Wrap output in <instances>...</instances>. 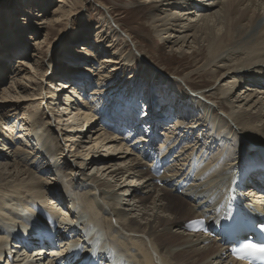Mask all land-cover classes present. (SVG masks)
<instances>
[{
    "label": "bare ground",
    "instance_id": "1",
    "mask_svg": "<svg viewBox=\"0 0 264 264\" xmlns=\"http://www.w3.org/2000/svg\"><path fill=\"white\" fill-rule=\"evenodd\" d=\"M208 1L209 3L206 4V6L203 5L204 0H146L144 2L148 5H155L157 9L159 6H163L164 8H167V11L171 7L173 10L184 8V6L188 8L185 10H177L170 15L163 16L162 18V15L153 14L152 24L155 25L158 32H165L168 35H166V40H168L169 43L176 38L173 36L174 33H179L181 30L184 31L185 29L183 34H188L183 41H181V48L186 44L188 45L191 41V46L193 45L195 48H198V50H194L197 51V53L202 54V52L204 53V51L207 50L208 54L204 59L205 62L198 71L203 72L205 75H207V73L211 74L215 82H218V80L224 77H230V80L226 85L215 89V92H218L220 96L223 97L222 99H227L229 96H232L233 92L241 87L245 80H249L252 83H260V85L264 86V12L261 14L262 10L264 11V0H251L249 3L248 0H228L227 4H225L223 0ZM71 3L74 4L71 6V9H68L67 11V7ZM87 3V0L84 2H79V0H59L58 5L54 8L55 11L51 14L52 17L43 19L44 21L40 22L38 25L44 26L46 24L45 29L47 31L49 28L55 30L57 26L63 25L64 21L69 22L71 17L76 15V8L81 5L82 7L86 6ZM41 7L42 6H40V8ZM196 8L200 10L196 12V19H193L192 16V18H190L193 20H189L187 23V19H184V17L187 16L188 18L192 14L194 15L195 12L191 11V9ZM210 11H214V13H209ZM209 19L215 21L214 25L211 26L210 23H204ZM220 26L227 29L222 35L216 33L217 28ZM48 37L49 34H46L44 39L36 40L35 53L32 55L27 54V45H19L17 44L18 42L15 43V45H18L15 46L17 49L16 53H21L23 58L17 60V67L9 75V81H12L10 83L11 87H8L6 90H3L2 88L0 91V122H7L4 123V129L10 133L8 134L4 130H0V141L2 143L0 146L7 149V147L4 146L5 144H9L7 145L8 147H10V144H14L11 145L13 148L14 146H20L24 142L27 143V146L21 147H25L28 150L24 151L22 149V151L21 148L19 149L18 153L22 154L23 157L13 166L16 169L22 168L23 170L18 171L20 173L24 172V175H28V180H30V182L38 179L36 178V173L53 174L58 168L61 170L64 169L59 166V163L56 166L48 164L53 167L49 170V166H45L40 160L41 158L43 160V156L40 157L41 152H39L38 147H46V131H43V125L39 124L41 119L39 114L41 107H34L36 108L35 114L28 110L21 115L22 107L24 103H26L24 100L28 98L34 97L29 99V102L31 103L40 102L41 100H43V104L45 103L46 99H43V95L41 96L40 94H37L41 89H38L40 86L36 75L43 77L46 76V74L43 73V70H45L47 74L52 70L53 73L51 77H54V75L62 76V74H64L65 77L64 82H59L62 88L61 90H66L64 94L65 103H62V105L57 107V98H54V91H51L48 98L54 99L47 104L50 107L49 109L51 112H56L58 114V108L65 110L61 113L67 115L61 116L62 118H60V120L64 119L63 122L68 124L71 123L70 125H67L66 133L68 135H66V142H72L70 147H72L73 152H76L77 149H74L75 142H77L76 138H80L79 135H81L84 127L92 124V126H94L96 124L94 123L95 121L105 125V128L107 127L106 130L108 129L110 132L112 131L114 136L109 133L100 134V132L104 130L103 128L92 130V133H94L92 138L95 135L96 138L91 142H94L95 146L88 149L87 152L94 153L95 147L102 143H106V145L104 144V148L107 146L108 151L113 153L118 151L117 156L114 159H111L113 157H109L111 160L110 163H103L101 157L100 159H95L94 156L90 157V159H92L91 164L102 166L103 170L105 169V171H109L107 177L115 182L114 185H112V181H102L101 179L93 177L92 180H89L90 182H85L81 179H78V181L73 180L72 183L75 184L74 187H76V190L82 194V201L85 203L87 200L89 201L86 205L87 208L83 207L81 198L77 195L76 190L73 189L74 187H67L62 190L49 187L45 191L40 192V194L37 193L40 198L46 196L45 193L49 195L53 200V205L58 204L59 208H45L42 204H39L32 199L30 201V198L25 204H23L22 201L19 203V200L11 199L12 196L10 198L9 196L6 197L8 199L3 201V197H5V194L2 191L4 190L2 189L3 185L4 183L10 185L11 181H14L13 179H15V176L11 170L7 169L6 165L4 166L3 163L0 162V197L4 194V196L0 198V264H35V262L41 264L40 262L43 260L42 258L35 260L33 263L31 262L30 256L27 258L26 256L28 255H25V252L22 250L21 252L15 251L17 253L16 257L21 256L20 258L11 259L9 261L7 255L4 254L6 252H3V247L14 243L15 239L19 236L28 238L30 232H32L35 227L50 228V226L55 228V233L61 241L62 250L56 252L51 249L47 253L45 252L43 256L48 254V256L50 255L53 258H62L66 264H74L75 261L78 260L77 254H80L84 259L88 258L87 264H90V262H100L101 264H238L229 259V245L222 246L219 244L218 237L214 238L213 241L209 243V235L203 237L201 234H189L183 230V226L186 222L198 219H206L211 226L217 223L228 207L227 201L232 197L231 192L234 188H237L236 195L239 196L240 201L245 203L244 205L249 206L252 205V192L264 190V186H262L259 181V179L264 180V150L261 149V151L255 152L258 148H264V115L262 114V111L264 110V91L261 92L262 89L264 90V87L260 88L261 90L252 86L242 88L245 92L243 93L242 90L241 92L244 95L247 94L245 97L246 100H241V97L238 96L236 102L239 103L240 107L243 104L244 107L250 111H244L243 113L239 112L235 115L234 110L230 117L231 122L240 131H256L260 130L259 128L261 127L259 132L263 135L262 138H258L252 133V135L249 136V140L246 141V143H253L258 147L254 151H251L253 148H247L248 153L254 152L256 157L242 155L240 149L237 151L235 148L236 150L231 152L228 151V158L231 161H227V158L223 161L222 159L225 158V154H223L221 157L217 156L211 163L209 162L208 165L211 166L218 160H220L219 164L222 163L224 165L221 164L222 166H219V164H216L219 167L215 166L214 168L208 169L204 167V169H206L204 170L202 166L204 158L201 156L202 154L200 155L201 151L198 150L199 153L196 151L197 146L199 145V140H194L193 144L196 145L194 146L196 150L191 148L190 150L193 149L191 151L192 154L187 156L184 152L187 143H184L183 140L180 139L181 137L176 138L177 133L180 132L179 136H181V133L184 135L185 131H188L186 134H190L191 136V132L193 131H191L189 127L185 128L189 118H193L194 122L197 121V123H201L202 121L200 122L199 119H196L195 113L192 115L190 112H186V110L184 111L183 108L185 107H179V105L172 100L173 97L171 96V93L166 91V89L164 90L162 86L160 89L162 90V97L165 98H156L155 95L152 94V96H149V100L151 101L152 99L157 106H162L163 109H168L170 107L172 113L182 119L181 121H183V123L180 125L178 123L176 124V122H174L175 124L171 123L173 121H164V114L168 115V111H162L163 109L161 110L163 113L161 115L147 113L142 115L140 112H137L132 108H117L115 105L117 104L116 102L105 110L103 115L104 118L101 116L103 119L99 120L96 119L97 114H95V112L93 114L92 109L89 108V102L82 100L80 97H77L78 99H81L80 104L86 106L88 112H86V114L82 113L79 106H76V109L67 112L69 106L68 102L74 103L75 99L73 101L71 99L75 98L76 92L79 96L80 94H83V92H86L88 90H86L88 83L87 80H77L75 79L76 77L73 79L72 76L68 77L63 73V70L64 72L69 73L67 72V68L60 67L58 69V67H54L51 62L45 64V59H47L48 56L43 52L42 48L47 43ZM175 43L177 45L179 42ZM95 49L98 50L97 52H100L104 48L96 47ZM12 53L13 52L11 51L0 57V80L2 79V70L6 65L3 60L10 58ZM140 55L145 63H149V59L143 57L144 54ZM26 59H28V61H26ZM109 62L110 63L103 61L100 68L105 69V71L112 69L110 74H108V71L106 72L110 77V81L114 84L113 87L118 88L117 83L120 74H115L117 77L112 74V72L115 73L118 71V66H116L118 65L117 60ZM107 64H113V66L110 67ZM218 64H223L224 68L221 69V67H218L219 69L217 71L214 73L211 72L210 70L217 67ZM31 68L34 72L30 71ZM99 73L103 72L99 70ZM39 80L41 81V79ZM25 81L31 83L32 86L27 87L24 83ZM77 82H82V85L77 86L75 84ZM185 83L188 85L186 80ZM51 88L54 90L57 88V84L51 82ZM170 88H173V91L176 92L179 87L176 84H171ZM31 90L35 93L33 96L29 93ZM109 90L112 91L114 88H110ZM254 90H256V92L260 90L259 92L262 93L263 98L259 99L261 93L254 94V92H252ZM116 91L118 90H114L113 92ZM212 91H209L208 93L206 91L205 93L200 92L199 95L207 100L213 101L216 94L215 92L211 93ZM166 98L171 100L167 101ZM235 99L236 98L233 97V101H235ZM150 101L148 104L151 105L152 101ZM101 102L102 101H99V106L97 104L98 107L102 106ZM222 104L223 103L219 104L221 110L224 107ZM54 105L55 107H53ZM203 106L204 105H201L200 102L194 104L195 110L197 108H202ZM177 109H181V112H178ZM210 111L211 109L208 112ZM252 111H255V113H251ZM43 115L44 114H42V116ZM82 115H84V117H81ZM19 116H21V121L19 120ZM168 117L170 116L168 115ZM79 121L82 122L81 125H79ZM158 121L160 123H158ZM165 123L167 124L165 125L167 127L163 130L167 132V138L159 147H157L156 143L158 138L155 135V131L164 126ZM48 124H51L49 120H47L45 125ZM205 128V124L199 126V130H204ZM126 129L131 130L125 132ZM208 131H210V129ZM151 132H154V136L148 139V134H151ZM221 133L223 135V132H219L217 133L218 137H214L213 140H220L221 145L224 147L227 140L224 138V140L219 139ZM137 134L139 137H137ZM104 137L106 138L103 139ZM195 137L196 135H194L193 138ZM170 138H173V140L170 141ZM209 139H211V137H209ZM243 141L244 140L236 138V144L238 146L235 144V147H241ZM181 142L184 144L182 143V147H179ZM189 146L190 145H188V147ZM47 149L48 155L50 156L52 154L53 157L51 149L48 147ZM130 149L131 151L129 153ZM209 149L211 148L209 147ZM229 150L231 149L229 148ZM2 152L0 151V158ZM132 152L136 153L137 156L134 154L132 155ZM88 153L84 156L89 157L90 154ZM157 153L161 154L160 158L162 161L167 159V157L170 159L166 169L167 173L161 179L165 181L164 183H173V186L171 190H168V193L161 195L163 197L158 195L153 198L150 193L152 192L151 190L154 186L155 178L150 175V171L153 167V160L159 158ZM58 155L59 154H56L55 157ZM82 160L85 161V159ZM205 161L206 160L204 159V162ZM126 163H129L128 167L125 166ZM228 163H230V165L228 168H225V165ZM119 164L123 166H119L116 169L115 167ZM81 166L85 165L81 164ZM145 166L147 167L146 170H144ZM79 168L73 166L69 167L71 174L74 173V177H76L77 173H80L81 168ZM246 169H253V171L243 182V185H240L237 179L242 177V172L244 170L246 171ZM77 170L79 171L77 172ZM120 180H124V183L130 181L128 182L130 184H125L123 186L119 185ZM203 180L207 181H205V185L202 182ZM17 181H19V179L16 178L15 182ZM136 184L141 186L140 189L142 191L141 193L145 196L144 198L138 197V191L135 190V186H137ZM187 184L189 185L188 188L191 186H201L203 184L202 187H207V189H195L194 193L190 195L186 188ZM181 185H183L181 196H178L176 193L179 191ZM31 186L33 187L34 185H30V187L27 186L26 190L28 189L27 191H31ZM38 186L41 185L37 183L35 188H39ZM117 186H119L118 189L116 188ZM243 186L244 189L242 190L241 187ZM40 188H44V185L42 184V187ZM49 189H53L54 193H48V191L51 192ZM193 189L189 193H191ZM116 190L121 191V193L125 195L132 192L131 201L137 199L136 203L139 205V207L134 205L133 207L138 208V211L142 214L141 219L146 221V223L140 222L138 217H128L129 214H126V210L122 208V202L118 199L120 197L117 196V192L113 194ZM84 194H86V197H84ZM108 195L111 197H108ZM112 197L116 200V204L108 201V198L113 199ZM258 197L264 198V195L259 193ZM151 198H153L155 204L153 207L145 205V201L151 200ZM156 202H160V205H157ZM25 205H28L34 213L27 211L24 208ZM80 205L81 208H83L81 211L78 210ZM9 209H11V212L15 213V216L8 211ZM3 211L11 217L9 219L6 218L5 215L4 217L2 215ZM88 213L91 214L90 219ZM18 216H20V218H18ZM44 217L48 219L49 223L46 222ZM102 219L104 220L101 223ZM66 234H69L71 239L66 238L64 236ZM104 235H106V239L102 240ZM220 240L221 239H219V241ZM35 246L38 247V245ZM80 248H82V251L79 250ZM34 251L33 255H41V253H39L40 250L37 248H35ZM13 252L10 255H13ZM186 256H188V258ZM195 258L196 260L192 261V259ZM50 262L51 261H49V263Z\"/></svg>",
    "mask_w": 264,
    "mask_h": 264
},
{
    "label": "rangeland",
    "instance_id": "2",
    "mask_svg": "<svg viewBox=\"0 0 264 264\" xmlns=\"http://www.w3.org/2000/svg\"><path fill=\"white\" fill-rule=\"evenodd\" d=\"M58 1L59 0H0V49H1L0 57L5 53H9L11 51L13 52L10 58H7V60H3V62L5 61L6 65H5V68L2 70L3 74L1 76L2 79L0 80V91L2 90V88L3 90H6L8 87H11L10 83L12 81H9V77H10L9 75L17 67L16 66L18 64L17 60L23 58V56H21V53H19L20 55L16 53L17 49L15 48V46L17 44L19 45L23 44L25 46L27 45L26 46L27 54L32 55L33 53H35L34 51L36 49V40L37 39L42 40L44 39V36L46 34H49L48 41L42 48L43 52L48 56V58L45 59V64H49L51 62L52 65H54V67L56 68L58 67V69L60 67L67 68V72L69 73L64 72V70H63V73H65L68 77L72 76L73 79L76 77L75 79L77 80H82V79L87 80V83H88V86L86 88V90L87 89L88 90L86 92H83V94H80V96L76 92L77 94L75 93L76 95L75 98L71 99L72 101L75 99L74 103L72 102L74 105L68 102L69 106L67 108V112L71 111L72 109H76V106H79L82 113L86 114V112H88V109L86 106H82V104H80L81 99H82L84 101L89 102L88 103L89 108L92 109L93 114L94 112L95 114H97L96 119H99V120L104 118L103 115L105 113V110H107L114 102L117 103L115 104L117 108H121V109L132 108L135 111L140 112L142 115L146 113L154 114V115H161L163 114L161 112V110L163 109L162 106H157L152 99H151L152 101L151 102L149 100V96H152V94H154L156 98H161V99L165 98V97H162V92H161L162 90L160 89V87L162 86L164 90L166 89V91L171 93V96L173 97L172 100H174V102H176L177 105H179V107H182V108L185 107L183 108L184 111L186 110V112H190L192 115L193 113H195L196 119H199L200 122L202 121L201 123H197V121H195L196 122L195 123L193 118H189L188 122L186 123L185 128L189 127L190 130L195 133L191 132L192 133L191 134L192 137H191L190 134H186L188 133V131H185L186 135L185 134L183 135L181 133V136H179L180 135V132H179L177 133L176 138L181 137L180 139L183 140L184 143H187L186 145L187 147L185 146L186 148L184 150V152L186 153L185 155L187 156L192 154L191 151L195 149L194 146L196 145L193 144L194 140L196 141L199 140L198 141L199 145L197 146V150L196 149L195 150L197 151V153H199L198 150L201 151L200 155L202 154L201 156L206 160L204 162V159H203V164H202L203 169L204 167L208 169V168H214L215 166H218L216 164H219L220 160L216 161L211 166H209L208 164L209 162L211 163L217 156L221 157L223 154H225V158H223L222 160L225 161L227 158V161H228L229 160L228 151L231 152L236 149L237 151H239L240 149V151L242 152V155H246L247 157H256V154H254V152L248 153V149L250 147V148H253L251 151H254L258 147H256V145L253 143H246V141L249 140V136H251L252 133H254L258 138H262L263 135H261V133L259 132L261 130V127L259 128L260 130H256V131H243V130L240 131L231 122L230 117L232 116L234 110H235V115L239 112L243 113L244 111H250V110H247V108L244 107L243 104L240 107L239 103L236 102L238 96L241 97V100H246L245 97L247 94L245 95L243 94L245 91H243L242 88L252 86V87H256V89H260L264 86L260 85V83H254V82L252 83L249 80H245L243 82V85L237 88L235 92H233L232 96H229V98L227 99H222L223 97L220 96L218 92H215V89L223 85H226V83L229 82L230 77H224L220 80H218L219 79L218 78L217 79L218 82L217 81L215 82L211 74L207 73V75H205L203 72L198 71L200 70V68L203 66L205 62L204 59L206 55L208 54L207 50L204 51V53L202 52V54L197 53V51H194V50H198V48H195L193 45L191 46V41L188 43V45L186 44L183 46V48H181L182 46L181 41H183V39L188 34V33L183 34L185 29L184 31L181 30L180 31L181 33L180 32L174 33L173 36L176 38L174 40H171V43H169L168 40H166V37L168 35L165 32H162V33L158 32V29H156L154 24H152L153 14L162 15L161 16L162 18L163 16L170 15L177 10H180V9L185 10L188 8L184 6V8H178L176 10L175 9L173 10L171 7L167 11V8H164L163 6H159L157 9V7H155V5L153 4L152 5H148L147 3L145 4L144 1L146 0H89V1L87 0L88 3L86 4V6L82 7L81 5L78 8H76L75 10L76 15L71 17L69 22L64 21V24L61 26L60 25L57 26L55 30H53L52 28H49L47 31L45 29L46 24L44 26L43 25L41 26L38 24L40 22H43L44 21L43 19L52 17L51 14L55 11L54 8L58 5ZM69 1H73V0H69ZM84 1L85 0H79V2H84ZM250 1L251 0H248V3ZM223 2L227 4L228 0H223ZM208 3H209L208 0H204L203 5L206 6V4ZM73 4L71 3L68 5L67 11L68 9H71V6ZM40 6L42 7L40 8ZM191 11L195 12V14L194 15L192 14L191 16H189L188 17L189 19L187 18V16L184 17V19H187L186 20L187 23L189 20L192 21L193 19H196V16H195L196 12L200 10L196 8V9H191ZM263 12L264 11L262 10L261 14H263ZM209 13H214V11L212 12L210 11ZM192 16H193V19L191 20ZM206 22L210 23L211 26L214 25L215 23V21L211 19L205 21L204 23L206 24ZM200 24H203V23H200ZM226 30H227L226 28H224L223 26H220L217 28L216 33L219 35L220 34L222 35ZM176 39H178L179 41ZM16 42L18 43L15 45ZM175 42L177 43L179 42V43L176 45ZM96 47L104 48V49L101 50L100 52H97L98 50L95 49ZM191 47H194V48H191ZM140 54L142 55L144 54L143 57L148 58L149 63H145L142 60V56ZM114 60H117L118 65L116 66H118L117 67L118 71L115 73L112 72V74L113 75L120 74L118 83H117L118 88L113 87L114 84H112L113 82L110 81V77L108 76V74H110L112 69L106 70L109 72L107 74L105 69L100 68L103 61L105 62L107 61L108 63H110L109 61L114 62ZM26 61H28V59H26ZM107 65L110 67L113 66V64H107ZM218 67H221V69L224 68L223 64H218L217 67L212 68L210 71L214 73L215 71L219 69ZM99 70H101L103 73H99ZM30 71L34 72L32 68L30 69ZM43 73L46 74V76L40 77L39 75H36V74L35 75L37 76V79L39 81L40 87H38V89H41V91L38 92L37 94H40L41 96L43 95V99H46L45 103L43 104V100H41L40 102H35V103L29 102V99L30 98L32 99L34 97H30L26 100L23 99L24 101H26V103H24L22 107L21 115L24 114V112L28 110H30L32 113L35 114L36 108L34 107L35 106L37 108L41 107V110L39 113L41 116V119L39 121V124L43 125L42 129L43 131H46L45 133L46 147H42V146L38 147L39 152H41L40 157L43 156V160L42 158L40 160L43 164H45V166H49L50 168L49 170H51L53 167L48 164L56 166L59 163H60L59 166L64 169L61 170L58 168L53 174L52 173L42 174L40 172L39 174H37L35 172L36 178L38 179H35L32 182H30V180H28V175H24V172L20 173L18 171V170L20 171L23 170L22 168L16 169L13 166L14 164H17L19 162V159H22L23 157L22 154L18 153L19 149L21 148V150L23 149L24 151L28 150L25 147H21V146H27V143L24 142L23 143L24 145L21 144L20 146H14L13 148L11 145H14V144H10V147L7 146L9 144H5L4 146H6L7 149L5 147L3 148V146H0V151L1 152L3 151L1 153L2 155L0 158V162H2L4 166L6 165L7 169L11 170L15 176V179H13L14 181H11L10 185L4 183L3 188H2L4 190L2 191L4 192L5 197H3L4 194L3 196L2 195L1 196L4 198L3 201L5 199H8L6 197L9 196L10 198L12 196L11 199L19 200L18 201L19 203H21L22 201L23 204H25L26 201H28L30 198V201L32 199L36 201L37 203L42 204L45 208H50V207L55 208L56 205L55 204L53 205L52 203L53 200L50 198L49 195L45 193L46 196H44L43 198H40L38 197L39 196L38 194H40V192L42 191H45L49 187L57 188V190H62L67 187L73 188L75 185L74 183H72L73 180L78 181V179H81L82 181H85V182H90L89 180H92L93 178H97V179H101L102 181H105V180L112 181L111 183L112 185H114L115 181L107 177L109 174V171H105V169L103 170L102 166L91 164L92 159H90V157L94 156L95 159H98V158L100 159L101 157V160L103 161V163H110L111 160L109 159V157H113L111 159H114L117 156L118 151L115 153L108 151L107 146L104 148V144L106 145V143H102L99 146L95 147L94 153L87 152L88 149L95 146L94 142H91V141H94V139L96 138V135L92 138L94 134L92 133V130H96L97 128L98 129L103 128L104 130H102L100 134L109 133L112 136H114L112 131L110 132V130L108 129L106 130L107 127L105 128V125H103L102 123H98V121H95L94 123L96 124L94 126H92L93 125L92 124L87 127H84L83 131L81 132V135H79L80 138H76L77 142H75L74 149H77V151L73 152L72 147H70L72 142L70 143L66 142V135H68L66 133L67 125H70L71 123L68 124L66 122H63L64 119L60 120V118H62L61 116L67 115V114L61 113L65 110L58 108V114H57L56 112H51L49 109L50 107L47 104L48 102L50 103L54 98H57L56 99L57 107L62 105V103L63 104L65 103L64 94L66 90L65 89L61 90L62 88L59 84V82L65 81L64 74H62V76L54 75V77H51L53 73L52 70L50 71L49 74H47L45 70H43ZM117 75L115 76L117 77ZM57 76L62 77V78H58ZM39 79H41V81ZM185 80L187 81L188 85H186ZM51 82H53L54 84H57V88H55L54 90H52L53 88H51ZM24 83L27 87L32 86L31 83L27 81H25ZM75 84L77 86H81L82 82H77ZM171 84L178 85L179 92L177 90L176 92L173 91V88H170ZM110 88H114V90H118V91L116 92H113L114 90L110 91L109 90ZM241 90L243 93L241 92ZM51 91L52 92L54 91L55 96L54 98L49 99L48 95H50ZM205 91L207 93L209 91H212L211 93L215 92L216 94L215 99L213 101H210V100L203 98L201 95H199L200 92L205 93ZM259 91L256 92V90H254L252 92H254V94H258V93L263 92L264 90L262 89L261 92ZM29 93L32 96L35 94L32 92V90L29 91ZM259 96H260L259 99L263 98L262 93ZM77 97L78 98L80 97L81 99H78ZM233 97L236 98L235 101H233ZM166 100L170 101L171 99L166 98ZM99 101H102L101 107H98ZM149 101L151 102V105L148 104ZM161 101H164V100H161ZM198 102H200V104L204 106L202 108H197L195 110L194 104ZM221 103H223L222 105L224 106L222 109L223 111L219 108V104ZM148 106L150 107V110ZM53 107H55V105ZM165 109H163L162 111H168V115L170 117L164 114V121L165 120H169V122L173 121L171 123L176 122V124L178 123L179 125L183 123L180 117L175 116L172 113V111L170 110V107L168 108L169 110L167 108ZM210 109L211 111L208 112ZM177 111L181 112V109H177ZM251 113H255V111H252ZM42 114L44 115L42 116ZM262 114L264 115V110L262 111ZM84 115H82L81 117H84ZM101 116L103 118H101ZM19 120L21 121V116H19ZM47 120H49L51 124L45 125ZM4 123H7V122H2V123L0 122V130L2 129L5 131ZM81 123L82 122L79 121V125H81ZM158 123L160 122L158 121ZM202 124L203 125L205 124L206 128L204 130H199V126H201ZM165 125L167 124L165 123L164 126L156 129L155 131L156 132L155 135L158 138L157 143H156L157 147H159L160 144H162V142L165 141L167 138L166 136L167 132L163 130L167 127ZM92 128H95V129H92ZM209 129L210 131H208ZM5 132H7V130ZM216 132L217 133L223 132V135L221 133L220 135L221 137H219V139L224 138L225 140H227V143L224 145V147L221 145L220 140L218 139H214L215 141L213 140L214 137L216 136L218 137V134ZM153 134L154 132H151V134H148V135L150 136ZM193 134L199 138H196V137L193 138L194 137ZM204 135L206 136V139ZM209 137H211V139H209ZM105 138L106 137H104L103 139ZM236 138L244 140L241 147H235ZM169 140L171 141L173 140V138H170ZM183 142L180 143L181 145L179 144L177 145H179V147H182V145L184 144ZM0 145H2L1 141H0ZM188 145L190 146L188 147ZM236 146L238 145L236 144ZM47 147L51 149L53 153V157H52V154L50 156L48 155ZM209 147L211 149H209ZM225 147L227 148V150ZM191 148L193 149L190 150ZM229 148L231 150H229ZM261 149L264 150V148H260V149L258 148L257 151L255 150V152H259L261 151ZM130 151L131 149L129 150V153ZM86 153L90 154L89 157L84 156L86 155ZM56 154H59V155L55 157ZM133 154L137 156L136 153L132 152V155ZM82 159H85V161ZM81 164L85 166H81ZM128 164L129 163H126L125 166L128 167L129 166ZM221 164H219V166ZM229 165L230 163L226 164L225 168H228ZM70 166H73L75 168H79V167L81 168L80 173H77L79 170H77L76 172L77 174L75 173L76 177H74V173L71 174V170H69ZM119 166H123V165L119 164L115 168L117 169ZM146 169L147 167L145 166L144 170ZM16 178L19 179V181L15 182ZM205 181L206 180L202 181L204 185L207 182ZM259 181L262 182L263 180L259 179ZM128 182L124 183V180H120L119 185H122V186L125 184L128 185L130 184ZM164 182L165 181L163 180L162 182L160 181L154 182V186L152 187V190H151L152 192L150 193V195L153 196V198L158 195L160 197H163L161 195H164L165 193H168V190H171L172 187H170L168 183H164ZM37 183L41 185V186H38L39 188H35ZM32 184L34 185L33 187L31 186L32 190L27 191L28 190V189L26 190L27 186L30 187V185ZM42 184L44 185V188H40L42 187ZM136 185L137 186H135V190L138 191L137 192L138 197L144 198L145 196L141 193L142 192L140 189L141 186H139V184H136ZM202 185L201 186L198 185L199 187L191 186L187 188L188 194L190 195L193 194L194 190L198 188L207 189V187H204V186L202 187ZM118 187L119 186H117L116 188L118 189ZM73 189L76 190V187H74ZM192 189L193 191L189 193ZM49 190H51V192L48 191V193H54L53 189H49ZM76 193L77 195L80 196L81 201H82V197H81L82 194L79 193L78 190H76ZM115 193L117 194L118 197H120L118 199L121 200L120 202H122V208L126 210L125 213L129 214L128 217H131V216L138 217L140 222L146 223V221H143L141 219L142 214L138 211V208L133 207V205L136 207H139V205L136 203L137 199H135L134 201H131L132 192L128 193L127 194L128 196L125 194H122L121 191H117V190L113 194ZM176 194L178 196H181L180 193H176ZM257 195H258L257 192L253 194V197L251 198L252 203L255 205V207L258 210H263L264 201L259 200L260 198H258ZM84 197H86V194H84ZM108 197H111V196L108 195ZM153 198H151V200H146L145 205L152 206V207L155 206L153 202ZM108 201H111L116 204V200H114V198L113 199L108 198ZM87 202L89 201L87 200ZM87 202L85 203L82 201L83 207H86ZM156 204L160 205V202H156ZM24 208L27 211L34 213V211L31 210V208L28 205H25ZM81 209L83 210V208H81V205H80L78 207V210L81 211ZM71 210H72V207H71ZM8 211L11 212V209H9ZM11 214L15 216L14 212H11ZM88 214H89L88 217L90 219L91 214L90 213ZM2 215L3 216L5 215L6 218L8 219L11 217L9 214H6L4 211L2 212ZM75 217H74V220H75ZM18 218H20V216H18ZM103 220L104 219H102L101 223L103 222ZM183 230L185 231V229ZM104 237L105 238L103 239H106V235H104ZM212 241L213 240H211L210 243ZM215 247H216V244H215ZM186 257L188 258V256ZM52 260L54 259L46 255L41 264H48L49 261H52ZM195 260L196 258L192 259V261H195Z\"/></svg>",
    "mask_w": 264,
    "mask_h": 264
},
{
    "label": "snow or ice",
    "instance_id": "3",
    "mask_svg": "<svg viewBox=\"0 0 264 264\" xmlns=\"http://www.w3.org/2000/svg\"><path fill=\"white\" fill-rule=\"evenodd\" d=\"M245 247H247V248H251V249H254V250L257 251V252H262V253H264V246L257 247V246L254 245V244H248V245H246Z\"/></svg>",
    "mask_w": 264,
    "mask_h": 264
}]
</instances>
